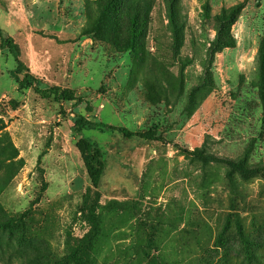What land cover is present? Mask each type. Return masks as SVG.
<instances>
[{
    "label": "rangeland",
    "instance_id": "1",
    "mask_svg": "<svg viewBox=\"0 0 264 264\" xmlns=\"http://www.w3.org/2000/svg\"><path fill=\"white\" fill-rule=\"evenodd\" d=\"M0 27L81 116L169 141L76 126L0 49V264H264V177L199 157L264 170V0H0Z\"/></svg>",
    "mask_w": 264,
    "mask_h": 264
},
{
    "label": "trees",
    "instance_id": "2",
    "mask_svg": "<svg viewBox=\"0 0 264 264\" xmlns=\"http://www.w3.org/2000/svg\"><path fill=\"white\" fill-rule=\"evenodd\" d=\"M0 49L1 50L7 49L8 52L14 57L15 61L17 62L16 68L11 70V75L15 78L16 82L19 84L20 87L31 88L36 93L42 96L52 97L55 102L74 101L72 104V113H73L72 121L76 126L78 127L86 126L100 130L108 129L120 133L125 138L139 137L148 140H159V141L169 142L164 137L156 135L151 131H147V132L131 131L123 126H116L101 121H91L81 116L78 111V108L82 105L83 100L80 97H76L70 94L68 91H66L60 86L44 85L39 78L35 77L33 74H31L28 71L21 74L22 64L18 59V46L11 36H6L3 34L1 27H0ZM89 146L90 145L87 142H85L83 139L79 140L77 143V148L81 153L90 181L92 185L96 187L100 174H99V169L93 163L94 159L96 158L95 155H91L87 152ZM185 152H189V151L185 150ZM199 157L204 159H214V160L222 161L241 173H256L264 177V170L257 166H246L239 164L235 160L229 158L218 157L209 154L199 155Z\"/></svg>",
    "mask_w": 264,
    "mask_h": 264
}]
</instances>
